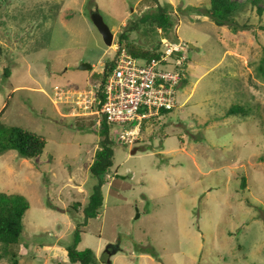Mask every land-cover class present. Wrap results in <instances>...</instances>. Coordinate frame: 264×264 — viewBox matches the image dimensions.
I'll return each instance as SVG.
<instances>
[{
	"label": "rangeland",
	"instance_id": "rangeland-1",
	"mask_svg": "<svg viewBox=\"0 0 264 264\" xmlns=\"http://www.w3.org/2000/svg\"><path fill=\"white\" fill-rule=\"evenodd\" d=\"M157 4L171 12L166 37L184 47L186 82L138 144L116 142L99 214L81 226L77 249L93 250L98 264H264V11L247 3L233 29L205 14L209 0H0V121L45 139L38 157L0 154V192L29 203L19 241L0 243V264L11 254L18 264H77L66 247L102 139L101 117L80 103L115 43L158 48L165 33L141 21Z\"/></svg>",
	"mask_w": 264,
	"mask_h": 264
},
{
	"label": "built area",
	"instance_id": "built-area-1",
	"mask_svg": "<svg viewBox=\"0 0 264 264\" xmlns=\"http://www.w3.org/2000/svg\"><path fill=\"white\" fill-rule=\"evenodd\" d=\"M183 49L182 44L161 36L156 55L147 58L134 56L115 43L104 82L90 86L80 103L84 112L100 116L98 124L104 119L116 126L118 143L138 144L145 123L176 106L177 88L187 71Z\"/></svg>",
	"mask_w": 264,
	"mask_h": 264
},
{
	"label": "trees",
	"instance_id": "trees-1",
	"mask_svg": "<svg viewBox=\"0 0 264 264\" xmlns=\"http://www.w3.org/2000/svg\"><path fill=\"white\" fill-rule=\"evenodd\" d=\"M247 3L249 6L254 7L259 15L264 11V0H209V7L205 10V14L212 19L216 25H228L235 29L232 25V22H234L233 18L237 13L243 10ZM145 14L142 16L141 21H149L154 27L160 28L165 33L164 37H166V34L174 24L171 12L166 6L157 4L153 10ZM262 28H264V25H262ZM126 36L127 33H120L118 41L121 42L123 39L127 40L128 36ZM127 46V50L134 56L150 58L156 55L155 48H136L130 41L127 42ZM110 64L111 63L108 61L105 62L102 77L98 81L100 84L104 82ZM185 72L187 71L185 70ZM8 73L9 70L5 68L4 76H8ZM182 82H186V78L182 79ZM93 84L98 83L94 82ZM2 111H0V115ZM239 111L242 110L230 108L226 112V115L235 114ZM102 121L105 120L103 119L101 122ZM101 122L99 132L102 135V139L99 140L93 161L88 167L90 174L95 177L96 182L92 186L88 201L83 208V221L76 223L73 242L66 247V256L71 263L98 264L93 250L89 248L79 250L77 249V243L80 238L81 226L86 225L88 219L95 218L99 214V208L103 202L102 185L104 183V175L113 163V148L117 141L114 135L110 133L112 124L106 121ZM44 146L45 139L41 135L18 126L6 125L0 121V154L6 150L13 149L16 150L21 157L35 158L42 153ZM28 208L29 203L23 195L19 193L0 192L1 244L10 245L19 241L23 230V215ZM10 260L11 264H18V259L15 254H11Z\"/></svg>",
	"mask_w": 264,
	"mask_h": 264
},
{
	"label": "water",
	"instance_id": "water-1",
	"mask_svg": "<svg viewBox=\"0 0 264 264\" xmlns=\"http://www.w3.org/2000/svg\"><path fill=\"white\" fill-rule=\"evenodd\" d=\"M90 15H91V20L93 24L95 25V27L98 29L99 33L101 34L104 43L107 46H111L113 43V33L108 27V25L103 21L102 16L97 11H92ZM78 68L83 69V70H89V69H92V64L88 62H83L78 66ZM135 151H136V148L132 149L131 153H134ZM117 249L118 248H114L111 245H108L106 247V251L109 254L115 253Z\"/></svg>",
	"mask_w": 264,
	"mask_h": 264
}]
</instances>
